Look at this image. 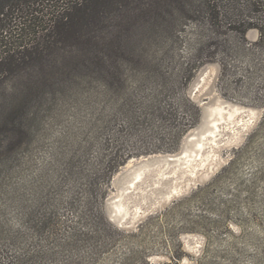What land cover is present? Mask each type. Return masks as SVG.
I'll return each mask as SVG.
<instances>
[{
  "label": "trees",
  "instance_id": "trees-1",
  "mask_svg": "<svg viewBox=\"0 0 264 264\" xmlns=\"http://www.w3.org/2000/svg\"><path fill=\"white\" fill-rule=\"evenodd\" d=\"M175 14L197 28L191 61L180 67L150 52V42L170 29H146L168 28ZM251 30L259 35L254 42L246 38ZM203 57L219 61L224 95L232 85L251 90L255 84L245 104L264 107V0H0V80L22 79L18 93L26 98L10 109L18 118L2 126L20 134L25 109L35 122L42 97L59 90L76 96L80 117L79 131L69 130L50 169L27 188L11 191L3 184L10 171L0 170V264H104L120 239L130 237L106 216L110 182L133 158L176 153L197 127L201 107L188 89ZM263 127L264 116L208 184L150 223L172 218L184 205L216 212L220 208L208 197L231 181L236 194L220 203V218L239 202L243 187L249 208L258 207V175L246 185L237 173ZM6 163L0 160V167ZM195 217L200 229L183 232L224 224ZM150 223H141L133 236L145 235ZM137 253L146 262L151 251L143 247L115 264H134ZM170 254L169 264H178L181 256Z\"/></svg>",
  "mask_w": 264,
  "mask_h": 264
},
{
  "label": "rangeland",
  "instance_id": "rangeland-1",
  "mask_svg": "<svg viewBox=\"0 0 264 264\" xmlns=\"http://www.w3.org/2000/svg\"><path fill=\"white\" fill-rule=\"evenodd\" d=\"M178 17L175 14L168 18V28H146L170 29L164 34L159 33L150 42V52L151 55L157 54L158 59L176 67L191 61L190 45L194 29H197L192 23L181 21ZM258 36L256 30H251L246 38L254 42ZM205 58H202L203 61L201 59L205 64L194 74L188 89L190 98L201 107L197 127L182 140L176 153L133 158L115 173L110 182L105 205L106 216L130 237L125 241L120 239L121 243H118L111 255L105 257L104 264L118 263L129 257L130 252H140L143 247L151 251L147 261H143L137 253L134 264H169L171 250L181 256L178 264H264V127L261 128L248 156L241 162L237 173V178L245 181L246 185L253 179V175H258L260 182L254 200L258 207L253 211L249 208L246 189L243 187L244 190L238 195L239 202H232L233 206L228 215L220 218V203L231 202L233 194H236V185L231 181L228 182L226 190H214L208 197L220 208L216 212L205 214L197 204L184 205L172 211V218L150 223L151 216L170 210L177 202L190 197L198 187L208 184L263 121L264 107L245 104L253 99L251 93L256 92L255 84H252L251 90H245L244 84L232 85L224 95V87L220 84L219 61L213 60L212 57L208 60ZM22 82V79L10 76L0 80V130H4L0 160L7 162L4 165L6 169L0 167V170L10 171L3 184L11 187V191L27 188L38 176L47 172L52 164L54 150L63 146L69 130L73 129L75 134L80 125L76 96L70 97L59 90L57 95L43 96L46 97L44 101L42 97V106L36 112L35 122L31 120L34 112L25 109L22 116L26 123L20 134L9 133L11 128H4L2 125L7 120L18 118V113H13L10 109L21 100L26 101L24 95L18 93L24 86ZM3 105L4 108L1 109ZM209 113H215L217 126L196 161H187L179 166L167 165L162 170L151 167L147 175H143L136 185L124 192L122 203L127 209V215L122 223L112 220L108 204L112 197H122L124 187L120 182V175L142 166L145 161L152 162L156 157L178 155L185 148L189 135H196L199 129H207ZM200 214L207 217L208 221L217 220L224 224H220L218 229L208 231L202 226L203 232L181 230L196 228L195 216ZM8 217L15 223L14 216L9 214ZM146 222L150 224L145 235L133 236L138 226ZM225 225H228L230 230ZM169 230L172 231L171 234Z\"/></svg>",
  "mask_w": 264,
  "mask_h": 264
},
{
  "label": "water",
  "instance_id": "water-1",
  "mask_svg": "<svg viewBox=\"0 0 264 264\" xmlns=\"http://www.w3.org/2000/svg\"><path fill=\"white\" fill-rule=\"evenodd\" d=\"M214 117L215 113L208 114L209 124L207 129L202 128L196 132V135H189L186 139L185 148L178 155L156 157L155 159H152V162L145 161L142 166L122 173L120 175V182L124 187L122 197H112L108 204L111 219L114 221L116 220L119 224L122 223L123 218L127 215V209L122 203L125 198L124 192L130 190L133 185H136L138 183V179L143 175H147V171L151 167H155L157 170H162V168L167 165L171 166L172 164H175L176 166H179L187 161H196L202 152V148L205 146V142L207 139L212 138V132L215 131L217 124Z\"/></svg>",
  "mask_w": 264,
  "mask_h": 264
}]
</instances>
